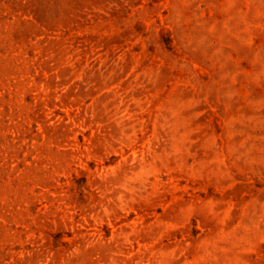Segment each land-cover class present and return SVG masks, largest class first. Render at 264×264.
Here are the masks:
<instances>
[{
	"label": "rangeland",
	"instance_id": "1",
	"mask_svg": "<svg viewBox=\"0 0 264 264\" xmlns=\"http://www.w3.org/2000/svg\"><path fill=\"white\" fill-rule=\"evenodd\" d=\"M0 264H264V0H0Z\"/></svg>",
	"mask_w": 264,
	"mask_h": 264
}]
</instances>
